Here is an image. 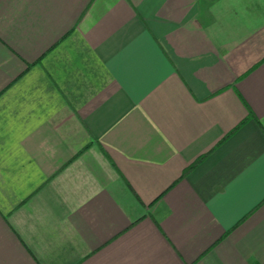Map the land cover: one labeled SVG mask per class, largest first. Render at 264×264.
<instances>
[{"label":"crops","instance_id":"crops-1","mask_svg":"<svg viewBox=\"0 0 264 264\" xmlns=\"http://www.w3.org/2000/svg\"><path fill=\"white\" fill-rule=\"evenodd\" d=\"M0 264H264V0H0Z\"/></svg>","mask_w":264,"mask_h":264}]
</instances>
